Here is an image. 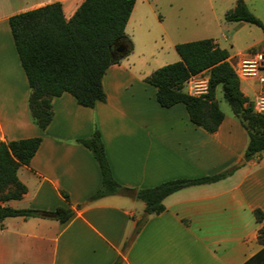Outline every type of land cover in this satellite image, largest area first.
<instances>
[{
  "label": "crops",
  "instance_id": "0c3cea01",
  "mask_svg": "<svg viewBox=\"0 0 264 264\" xmlns=\"http://www.w3.org/2000/svg\"><path fill=\"white\" fill-rule=\"evenodd\" d=\"M56 1L69 19L83 0H0V139L41 137L29 164L17 170L26 192L0 204L43 211L64 207L72 215L63 223L52 214L2 218L0 264H112L118 256L121 264H245L260 252L252 264H264V244L258 239L264 225V152L244 158L247 131L229 105L221 106L217 98L224 115L211 133L190 120L183 103L169 107L158 103L156 87L144 80L157 67L149 58L158 39L143 29L142 17L134 14L137 0L124 29L133 47L105 70L101 79L105 99L86 107L63 92L52 97V118L44 130L32 121L30 88L8 17ZM236 1L204 0L198 29H189L183 20L186 0H169L170 8H175L173 19L163 28L169 48L204 38L220 46L213 33ZM243 1L262 18L264 0ZM227 51L232 67L244 55H264V34L247 46V52ZM239 84L253 103L260 85L242 79ZM94 127L112 175L124 189L89 200L101 185V173L91 151L76 139L88 137ZM230 167L233 171L224 178L167 195L163 211L147 216L124 247L143 216L137 189L175 178L213 175Z\"/></svg>",
  "mask_w": 264,
  "mask_h": 264
},
{
  "label": "trees",
  "instance_id": "16d2710c",
  "mask_svg": "<svg viewBox=\"0 0 264 264\" xmlns=\"http://www.w3.org/2000/svg\"><path fill=\"white\" fill-rule=\"evenodd\" d=\"M135 1L83 0L69 19L64 17L61 3L56 1L8 17L14 46L30 88V118L40 130H44L52 118L51 99L54 96L68 92L79 105L86 107H93L98 100L105 99L101 83L105 70L133 47L124 29ZM224 20L254 24L264 34V23L243 0L236 1L233 8L224 14ZM120 46L123 47L121 52L117 51ZM174 48L180 59L154 69L144 78L156 87L158 103L164 107L183 103L190 120L211 133L218 128L224 115L215 96L216 87L220 86L232 114L247 131L244 158L248 160L264 152V114L255 113L252 103L241 91L238 76L228 61L227 49L218 46L211 38L177 43ZM201 71L209 79L208 93L192 96L186 91L185 80ZM40 141V136L11 141L0 139V203L20 199L26 192L17 170L29 164ZM76 142L91 151L101 173V185L89 200L121 192L124 187L112 175L97 127L88 137L78 138ZM233 169L230 167L213 175L170 179L137 189L135 196L144 203L143 216L124 242V247L147 216L163 211V199L167 195L187 186L215 182ZM64 197L67 198L65 193ZM47 214L63 223L72 215V210L57 207L43 211L0 204V220L7 216L40 217ZM255 214L256 219L261 220L260 211L255 210ZM258 239L264 244V225L259 229ZM261 253L245 264L257 261ZM121 262L122 257L118 256L112 264Z\"/></svg>",
  "mask_w": 264,
  "mask_h": 264
},
{
  "label": "rangeland",
  "instance_id": "374dc122",
  "mask_svg": "<svg viewBox=\"0 0 264 264\" xmlns=\"http://www.w3.org/2000/svg\"><path fill=\"white\" fill-rule=\"evenodd\" d=\"M183 4L186 5L184 9L185 18H183V20L188 22L187 26L189 29H198L197 24L202 20L201 14L203 12L201 9H203L205 5L204 0H186V3ZM169 5V0H137L134 10V14H139L143 19V29L153 33L152 36L158 39V43L156 45L154 44V48L152 49L153 56L149 58L151 66L155 64L153 66H157L156 68L180 59L175 48H173L174 50L169 48V42L164 36L163 28H165V23L168 22L169 18L173 19L175 14V8H170ZM260 12L264 19V11ZM254 15L257 16L256 14ZM258 18L264 23L262 18ZM133 21L134 20H131V25H133ZM221 25L222 27L219 31L213 33L216 36L214 38H217L216 40L219 42L220 46L230 50V52L234 54L238 52H247V46L263 35L262 30L256 25L225 21L224 17L221 19ZM127 31L129 32L130 29ZM161 35L164 36V40H162ZM204 35L205 33L202 35L190 34L187 37L197 38L198 36ZM160 45H162L163 49H167V51L161 50ZM173 53L175 56H172ZM174 58L176 59L174 60ZM215 96L219 100L221 106H228L227 102L222 97L220 86L216 87Z\"/></svg>",
  "mask_w": 264,
  "mask_h": 264
},
{
  "label": "built area",
  "instance_id": "2783aa9c",
  "mask_svg": "<svg viewBox=\"0 0 264 264\" xmlns=\"http://www.w3.org/2000/svg\"><path fill=\"white\" fill-rule=\"evenodd\" d=\"M234 71L239 79L254 80L260 87L256 91L252 103L253 111L264 114V55L256 53L242 56L235 65ZM185 88L192 96H204L209 90V79L204 71L190 75L185 80Z\"/></svg>",
  "mask_w": 264,
  "mask_h": 264
},
{
  "label": "water",
  "instance_id": "95a60500",
  "mask_svg": "<svg viewBox=\"0 0 264 264\" xmlns=\"http://www.w3.org/2000/svg\"><path fill=\"white\" fill-rule=\"evenodd\" d=\"M117 51H120V52L123 51V47L122 46L118 47ZM47 215L50 216L51 214H47Z\"/></svg>",
  "mask_w": 264,
  "mask_h": 264
}]
</instances>
